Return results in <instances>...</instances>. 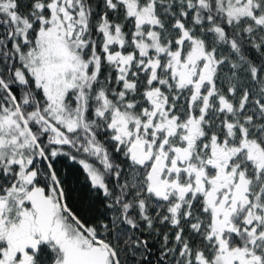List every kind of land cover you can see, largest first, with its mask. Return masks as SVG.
Instances as JSON below:
<instances>
[{
    "label": "snow or ice",
    "instance_id": "snow-or-ice-1",
    "mask_svg": "<svg viewBox=\"0 0 264 264\" xmlns=\"http://www.w3.org/2000/svg\"><path fill=\"white\" fill-rule=\"evenodd\" d=\"M0 264H264V0H0Z\"/></svg>",
    "mask_w": 264,
    "mask_h": 264
},
{
    "label": "trees",
    "instance_id": "trees-1",
    "mask_svg": "<svg viewBox=\"0 0 264 264\" xmlns=\"http://www.w3.org/2000/svg\"><path fill=\"white\" fill-rule=\"evenodd\" d=\"M62 171L67 172L73 178L72 192L74 196H77L86 191L84 187V175L82 172H78L74 167L65 168L63 165L60 166ZM103 210V209H101Z\"/></svg>",
    "mask_w": 264,
    "mask_h": 264
}]
</instances>
